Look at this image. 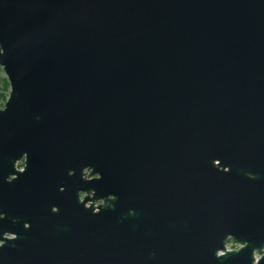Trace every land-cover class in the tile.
<instances>
[{
  "label": "water",
  "instance_id": "1",
  "mask_svg": "<svg viewBox=\"0 0 264 264\" xmlns=\"http://www.w3.org/2000/svg\"><path fill=\"white\" fill-rule=\"evenodd\" d=\"M0 66V264H264V0H0Z\"/></svg>",
  "mask_w": 264,
  "mask_h": 264
},
{
  "label": "trees",
  "instance_id": "2",
  "mask_svg": "<svg viewBox=\"0 0 264 264\" xmlns=\"http://www.w3.org/2000/svg\"><path fill=\"white\" fill-rule=\"evenodd\" d=\"M9 84L6 78L1 77L0 78V105H3L4 100L7 97ZM228 241H232L235 243L233 239H229Z\"/></svg>",
  "mask_w": 264,
  "mask_h": 264
},
{
  "label": "rangeland",
  "instance_id": "3",
  "mask_svg": "<svg viewBox=\"0 0 264 264\" xmlns=\"http://www.w3.org/2000/svg\"><path fill=\"white\" fill-rule=\"evenodd\" d=\"M1 77H4V78H6V76H5V74H4V72H3V70H2V68H1V66H0V78ZM6 80H7V78H6ZM9 84V83H8ZM8 92H9V88H8ZM7 95H8V93H7ZM5 101V100H4ZM4 103V102H3ZM2 107V105H0V108ZM238 243H234V242H232V241H227V243H226V246L227 247H231V248H236V247H238Z\"/></svg>",
  "mask_w": 264,
  "mask_h": 264
},
{
  "label": "flooded vegetation",
  "instance_id": "4",
  "mask_svg": "<svg viewBox=\"0 0 264 264\" xmlns=\"http://www.w3.org/2000/svg\"><path fill=\"white\" fill-rule=\"evenodd\" d=\"M22 167V162H18L17 163V168H21ZM85 171V175L83 176V177H85V176H87L88 175V170H84ZM84 196V194L83 193H80L79 194V197L80 198H82Z\"/></svg>",
  "mask_w": 264,
  "mask_h": 264
},
{
  "label": "built area",
  "instance_id": "5",
  "mask_svg": "<svg viewBox=\"0 0 264 264\" xmlns=\"http://www.w3.org/2000/svg\"><path fill=\"white\" fill-rule=\"evenodd\" d=\"M227 248H231V247H227Z\"/></svg>",
  "mask_w": 264,
  "mask_h": 264
}]
</instances>
